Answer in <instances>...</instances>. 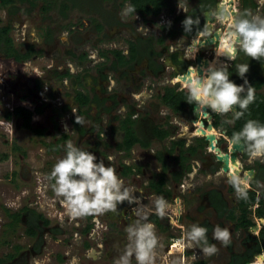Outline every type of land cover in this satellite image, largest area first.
Returning <instances> with one entry per match:
<instances>
[{"label": "flooded vegetation", "instance_id": "af4514ba", "mask_svg": "<svg viewBox=\"0 0 264 264\" xmlns=\"http://www.w3.org/2000/svg\"><path fill=\"white\" fill-rule=\"evenodd\" d=\"M187 1H189V3L182 6L185 8L183 16L196 21V23H193L191 26V30L184 31V20L175 24L172 20L169 22H163L161 19L156 21V17L151 19V21H146L145 31L142 34L136 32L135 35H131L133 41H138L139 44L141 43L140 60L132 65L118 69L111 64L112 62H109L110 60L107 62L104 56H97V60L93 61L90 58V52H88V57L90 59L89 63L91 61L94 63L88 64L90 71L85 75H82L83 72L81 69L78 72H69L75 76L80 73V80L76 79L75 76L61 77L66 71V68L57 70L53 66L48 67L49 69L46 71V75L42 76L44 81L52 83L57 82L58 86L70 84V91H60V93L62 94L61 97L63 96L67 102H70L68 105L71 106V109L72 107L74 108L71 112L63 114L65 116H55L53 108L56 106L61 107L63 103H56L57 105H54L53 97L56 91L52 89L51 93L53 95H47L50 91L47 86L40 89L37 95L27 97V99L32 102L36 101V106L48 103V125L38 124L32 125L31 128H24L22 125V118L15 115V107L10 108L9 103H6V95H0V119L5 121L8 119L12 120L11 123H14L17 119L21 120L19 126H16V129L20 130V136H23L24 132L28 134L29 138L33 136L37 138L36 140H28L25 142L23 139L18 141L13 139L17 136H15L14 127L12 131L7 127L0 126V172H2V169L4 170L2 164L4 160L8 158L10 166L7 170L9 169V178H13L14 192L19 193V196L24 194H30V196H32V199H30L28 203H22V199L21 204L16 205L13 211L10 208V210L8 208H0L1 217L4 219L11 218L9 225L15 221L12 217L15 215V218H18L16 224L21 220L25 222V234L28 227H34L35 236L39 239V237H41L40 230L47 225H51L48 227L49 235L55 237L64 233V231L52 225L51 219L49 218L51 215L58 216L65 212L66 220L71 223L73 222L75 226V237L81 240L85 236L84 239H86V242L84 243L83 253L86 257H90V251L88 249L91 248V246H86V243H92L91 240L94 241L93 243L96 245L95 250L99 253L98 260L110 257V253L114 250V257L107 264H115V261L121 255L126 251L132 250V237L128 234L130 238L129 241H123V238L125 237L128 226L135 222L141 224L152 223L155 226L158 244L154 250L155 256L153 264H170L171 258H168V254H172L173 250L180 249L185 245V234L190 231L193 224L208 229L206 234L208 245L214 244L216 248H218L219 244H217V240L213 238V229L219 226L222 229L227 228L229 230L230 239L227 243L222 242L225 247L227 264H241L243 259L247 257L251 259L264 249L262 246L264 227L259 230L257 236H253L248 231V227H243L239 231L235 230V223L231 221L233 220L230 214L231 212L228 211L231 207H234V210L238 209L240 211L238 207V195L243 194L245 191L254 192L255 195L254 203L248 205L247 210H251L252 205H254V213L257 212V209L264 208V157L253 158L247 149V145L244 143L245 146L243 151L235 154L236 161L229 162L230 176H228L226 171L222 170L220 161L216 159V153L209 149L208 143L204 138L205 135L202 136L201 132L200 134L197 133L198 127L194 124L195 122L198 124L200 120H203L204 129H206L208 125V118L203 117L200 106L196 111L193 110L194 115L189 114L191 118L185 119L186 121H184V123H187V132L191 133L190 137L192 139L189 143L184 140L183 148L193 144L196 135H201L200 137H203L206 143L202 150L196 149L193 154L185 151L183 155L186 156V161L184 165H182L181 158L178 157L182 148L177 145L175 149L173 148L174 150H171V153L168 152V149L172 148L171 136H169L170 139H168V137L162 141L153 138L154 145H152L153 143L150 140L152 137L151 128L149 129V126H146L151 122L146 114L147 111H140L141 109L133 105L134 103L129 102L128 97H133L136 100L137 96L135 95L139 94L140 97L143 95V89L137 87L139 83L134 84L131 81L129 86L124 87V94L116 91L119 90L117 88L119 79H123L125 81L124 84L129 81V73H134L137 77H144L149 83L152 81L151 79L156 76H170L172 73L173 76L171 79H174L175 77H180L181 75H179V73L184 72L188 65L193 62L195 65V59L198 55L204 57V59L201 60L202 62L212 58L216 50H219V47L215 49L216 45L214 42H208L200 46V48L197 46L198 50L196 49V52H193V41L196 39V34H205L209 25H212V32L215 33L214 35L216 38V35L222 37L229 30L228 20L231 18L245 17L252 19L251 14H253V18L259 17L264 19V0H223L219 8L218 2L220 0H218V2L216 1L210 8L202 9L199 12L193 10L195 4L198 6V0ZM233 3H236V7L234 6L237 8L236 11L232 5ZM249 3L255 4V7L249 6ZM174 9L175 11L180 9L179 3L175 5ZM234 12H236L235 16ZM140 17L142 18V16ZM221 17H224L225 19L223 21L227 22L223 23L220 19ZM156 28L157 31L160 32L156 37V41H159L158 39L163 37V41H159V49H153L156 41H152V38H149L150 34H148L150 30ZM172 29L177 30L175 33H172ZM91 31L92 30H89V33ZM183 40H185L183 44L185 51H180L178 50L177 43ZM203 40L204 39H201V41ZM93 41L95 42V40ZM172 45H174V47H172ZM189 46L190 49L187 52ZM125 48L128 54V46H125ZM152 52L153 54H151ZM184 52H187V54ZM96 55L98 54L96 53ZM173 55L176 56V60L172 57ZM220 56L222 57L223 63L217 66H227L230 79L234 83L241 85L244 83V79H246L249 85H251L255 80H260L262 84L257 91L259 92L262 89L264 86V58L252 60L241 51H238L237 58L234 60H230L227 55ZM111 60H113L112 56ZM240 63L249 65V71L245 74L243 79L238 76L237 65ZM139 65H141V71H137ZM76 67H78V65H76ZM108 72L111 73H109L111 76L107 74ZM112 73H115V77L113 78ZM93 76L97 78V81L92 83L95 87L94 91L98 94L100 100L91 102L87 109L84 108L86 112H82L77 108L74 102L76 89H79V82L81 80H87ZM155 79L156 78H154L156 84H153L150 88L153 94L158 88ZM171 79L168 80L170 81ZM179 82H181L182 86L187 87L186 82L182 80ZM163 87H161V89H163ZM87 88L89 89V85H87ZM43 94L45 96L41 97ZM35 96L40 97L41 100H35ZM90 96L93 98V95ZM70 98H73V100ZM126 104H131L132 107H126ZM128 111L130 113L129 117ZM208 111L212 112V114L210 115ZM197 113L199 114L198 116ZM171 114L173 115V112H171ZM216 114L219 113L207 108V115H210L213 119L210 122L214 128L213 122ZM6 115H9V117H6ZM65 118L66 122L64 123L63 119ZM128 118L133 122V131L140 139L148 141L150 143L149 146L143 147L140 143H136L128 150L120 148L119 145L124 142L122 140L124 131L121 126ZM73 119H77L78 123H73ZM184 123L182 122L181 125ZM220 128L223 134L219 129L215 128L219 133L214 130V135L216 136L214 145L220 149L221 153L230 154L228 148L229 142L226 139L228 136H226L225 129L221 126ZM40 130H42V132H39ZM206 132L208 133V131ZM176 134H179L178 136H180V134L183 135V133L176 131L172 137H175ZM223 135H225V137H223ZM230 138L232 139V135ZM68 142H72L82 150L91 152L97 157L98 161L102 160L106 166L116 168L117 175L124 182V187L131 190L132 195L136 198V202L129 203L128 201H124L122 204L117 205L115 211H107L100 215L71 216L65 209L63 197H58L55 194V181L50 178L53 166L58 160L64 158L66 154V144ZM167 142L168 145H166ZM23 143L25 148L23 147ZM7 147L10 148V156L6 154ZM36 149L37 152L43 151V155H41L42 157L40 159H42L41 161L44 165H40L38 168H35V165L33 166L34 162L38 160V157L33 155L30 158H25V155H28L27 152L30 150L35 151ZM199 151H201V153L203 152L204 155L200 154V156H198ZM34 154L36 155V151ZM160 154L163 160H165L162 161V163L157 158V155ZM170 155H172L173 160L170 158ZM46 157L47 159H45ZM110 157L111 159H109ZM148 157L151 158V160H148ZM24 158L26 160L29 159V166L23 162ZM235 163L237 164L239 179L233 177L232 174L231 165ZM194 164L198 165L199 169L205 167L206 171H203L205 173L203 175L207 177L222 174L231 180L226 179V183L220 188L209 183L202 185L200 184V179H198L197 171H191V168H194ZM250 171H252L251 175H249ZM161 179H163L162 183L160 182ZM233 179L237 180L235 181ZM253 181L255 184L252 183ZM158 182L160 184L157 186ZM258 185H261L260 189L257 188ZM42 195H50L48 199L51 204H46V209L51 208L50 212L44 213L45 210L40 209V205L38 206V204H40L39 196ZM157 198H163L166 201L167 208L163 216L157 213ZM3 204L4 206H8L5 202H3ZM171 210L175 211L174 215L169 214ZM40 214L44 219L38 218ZM240 214L241 211L238 213V219ZM248 214L251 215V213ZM45 219L47 223H44ZM262 219H264V217ZM86 227L89 228V232L83 233ZM26 236L33 238L31 235L26 234ZM181 241L182 244L180 243ZM188 243L191 245L190 247L184 246L182 253L181 251L180 253L178 252V264H211L219 255L218 250L211 255L205 253L203 249L207 245L203 242L195 243L189 241ZM222 243L220 244L222 245ZM38 244L37 241L34 245L29 246L27 250L32 253H38L41 250L35 248V245L38 246ZM117 250L120 252H117ZM64 252L66 255H70L69 252L65 250ZM181 254L184 255V259L187 261L186 263H184V259L180 260ZM130 264H137L135 254L130 257Z\"/></svg>", "mask_w": 264, "mask_h": 264}, {"label": "rangeland", "instance_id": "374dc122", "mask_svg": "<svg viewBox=\"0 0 264 264\" xmlns=\"http://www.w3.org/2000/svg\"><path fill=\"white\" fill-rule=\"evenodd\" d=\"M87 1L88 0L84 2V5H82V3L81 5H79V7L72 11L70 15V20L72 22L70 25V29L59 28L62 25H65L66 21L62 23L61 17L55 9L49 12H41L39 4L35 9L31 11V13L25 14V11L23 10L25 9L23 8L24 4H18L22 8L21 10H19L20 12L18 11L16 14L10 15L7 9L3 8L0 3V26L5 25L6 23L11 24V31L9 32V35L13 39V44L16 47H20L21 50H24L25 45L32 42L36 43L37 47L41 50L38 56H34L24 62H16L13 59H5L0 56V95H6V103H9V107L13 108L16 106H23L28 108L30 111H33L37 107H41V112L32 115L31 125H48V103L36 106V101L32 102L27 99V97L29 96L33 97L34 95H37L39 90L43 89V87L47 86L50 89L47 95H53L51 93L52 89L53 91H56V94L53 97V101L55 103L54 105H57L58 103H63V105L70 104V102H67V100H65L63 96L61 97L62 94L60 93V91H70V84L58 86L57 82H47L44 81V78L42 77L46 75V71L49 69L48 67L50 66H53L57 70H63L64 68H66V71L68 69L69 72H78L81 69L80 67H76L74 62L70 63L68 56L65 54V51H67V49H86L88 52H90V58L95 61L97 60V56H99L98 48L118 49L122 50V52L125 53L127 50L125 46H128V40H132L131 35H135L136 32H140L142 34L145 31L144 28L146 25L144 20H142V18L140 17L141 15L137 14L136 12L126 13L125 9L128 5H130L129 0H113V2L111 0H89L95 5L99 4V6H102L104 13L103 16L99 13H95L96 9L93 10V8L95 7L92 4H89L90 7L93 6L92 8H90L92 10L89 11L87 9ZM121 2L122 6H119V3ZM168 2L171 7H175V5H178L179 2L186 5L189 3V1L187 0H168ZM167 11V8H164L162 10V12ZM91 16L96 19L99 18V20L101 19L103 23L101 35L104 36L105 40L97 45H93V39L95 38L94 32L91 31L89 33L90 28L93 26L90 20ZM155 17L157 19L158 16ZM155 17H152V19H154ZM251 17L253 18V14H251ZM47 25L53 27L54 30H56V34L53 38V41L46 45V43L43 41V35L44 28ZM148 34H150L149 38H152V41H156V37L160 34V32L157 31L156 28L150 30ZM77 37H79L80 40H78ZM157 42L154 45L155 49H159L160 46V42ZM180 42L184 43L185 40ZM97 46L98 48H95ZM94 49L97 50L95 51ZM96 53L98 55H96ZM215 53L213 57L215 56ZM218 58L222 61L221 56H219ZM110 59L111 56L109 55L108 61ZM90 63L93 62L91 61ZM86 65L88 66V63ZM123 67L127 66H122V68ZM140 68L141 65L138 66L137 71H141ZM109 73L110 72H108L107 74L110 75L111 73ZM112 74V78L115 77V73ZM172 76L173 73L170 76L160 75L157 78L159 79L158 83L163 84L161 81L165 79H171ZM136 77L137 76L134 75V73H129V81L126 84H124L125 81L123 79H119L117 87L119 90L116 91H119V93L121 92V94H124V87L129 86L131 81L134 84L139 83V88L143 89V95H141V97L136 100L133 97H127L130 103H134L133 105H135L138 109H141L140 111H147L145 112L149 116L151 122H147L148 124L146 126H149L150 129L151 126L166 125L165 128L168 127V130L172 136L173 134H175L176 131L179 133H183L184 136L182 134H180V136H178L179 134H176L174 139H183L187 141V143H189L192 139L190 137L191 133L187 132V126H185L186 128H184V124L181 125L183 121H186L185 119L191 118L189 113L187 111H183V113L181 112L179 115H172L171 111L169 110L161 108L159 109L161 105L157 104V97L155 93H157V91L158 93H160L161 87H163V85L157 84V90L154 92L152 97H149L147 95L148 89H150L153 84H156L154 78H152V81H150L149 83L146 79H144V77ZM36 78L41 81L40 87L36 86ZM165 85L172 87L174 84L167 83ZM178 85V89L179 87L182 88V85ZM79 90L84 91V89L80 86ZM259 92L264 94V86ZM44 94L41 97H44ZM39 98L40 97H34L35 100H41V98ZM125 106L127 107L128 105L126 104ZM208 112L210 115L212 114V112ZM210 119L213 120L212 118ZM7 121L12 120L8 119ZM20 122L21 120L19 119L15 120L14 123L12 122L15 130V136L17 135L13 139H16L18 141L23 139L24 142L28 140H36V136L29 138L28 134L24 132L23 136H20V130L16 129V126H19ZM63 122H66V118L63 119ZM166 122L168 123L166 124ZM215 128L219 129L220 132L222 130L220 127ZM221 133L223 134V132ZM194 143H196L195 139L193 140V144ZM166 145H168V142L166 143ZM23 147L25 148L24 143ZM9 149L10 148L7 147V156H10L11 154ZM35 151L36 155L34 154ZM35 151L30 150L29 152H27L28 155H25V158H30L33 155L38 157V160L35 161L33 164V166H36L35 168H38L40 165H44L41 161L42 159H40L42 157L41 155H43V151L37 152V149ZM200 154H203V152L201 153V151H199L198 156H200ZM25 158L23 159V162L29 166L30 161H28L29 159L26 160ZM170 158L172 159V155H170ZM45 159H47V157ZM148 160H151V158L148 157ZM172 164L174 166L173 162ZM2 165L4 167V170L2 169V172H0V208H10L13 211L16 205L21 204L22 199V203H28L29 200L32 199V196H30V194H24L19 196V193L14 192L13 178H9V169L7 170V168L10 166L8 158L4 160V163ZM191 171H197L198 179H200V184L202 185L209 183L215 187L220 188L223 184L226 183V179L231 180L230 178L222 174L218 176L207 177L203 175L205 174L203 171H206V168L204 167L199 169L198 165L196 164H194V168H191ZM233 180L236 181L237 179ZM260 186L261 185H258L257 188L260 189ZM18 196L20 199L18 198ZM48 197H50V195H42L39 196L40 199L37 198L40 200V204H38V206L40 205L39 208L45 210L44 213L51 211V208L46 209V204H51V202H49ZM3 202H5L8 206H4ZM251 212L252 210H247V213ZM174 213L175 211L173 210L169 211V214L171 215H174ZM49 219H51L52 225H55V227H58V229L60 228L64 231V233L52 237L51 235H49L50 233L48 231V227L51 225H47L40 230L41 237H39L38 239L37 236H33V238L26 236L24 232V227L26 226L24 221L21 220L15 225V228H13L12 226H9L11 218L4 219L3 217H1L0 213V259L3 260L1 264H107L114 257L113 253L115 252L113 250L110 253V257H105L104 259L98 260L99 253L96 252L97 250H95L96 245L95 243H93V240H91L92 243L88 242V246H91V248L88 249L90 251V257H86L83 253L84 243L86 242V239H84L85 236L83 237V239H81L83 241H81L80 238L75 237V226L73 225V222L71 223L66 220V213L63 212L62 215L60 214L58 216L51 215ZM127 240H130V238L128 237V232L125 233V237L123 238V241ZM37 241L40 244L39 250L41 249L38 253H32L31 251L27 250L29 246L34 245L35 243H37ZM180 243L182 244V241ZM16 245H19V247L21 246L19 250L18 248L15 249ZM183 247L177 250H173L172 254H168V258H171L170 264H178V252L180 253V251L184 249ZM64 250L69 252L70 255H66ZM117 252L120 251L117 250ZM12 253L14 256L8 259V255ZM183 259L184 255L181 254L180 260Z\"/></svg>", "mask_w": 264, "mask_h": 264}, {"label": "clouds", "instance_id": "9594fccd", "mask_svg": "<svg viewBox=\"0 0 264 264\" xmlns=\"http://www.w3.org/2000/svg\"><path fill=\"white\" fill-rule=\"evenodd\" d=\"M222 2L223 0H220L218 4L221 5ZM179 5L180 9L176 11L174 9L172 14L162 12L158 15L156 21L164 15L169 16L167 22L183 16L185 8L182 6L184 4L179 2ZM232 5L236 7V3ZM236 10L237 8H235ZM125 11L126 13H135L136 9L134 6L128 5ZM220 19L223 21L225 18L221 17ZM225 22L227 21H223V23ZM193 23H196V21L186 17L183 21L184 31H190ZM211 27L212 25L207 27L205 34H196V39L193 41V52H196L198 42L204 37L205 39L208 37L215 38V33L212 32ZM228 28L229 30L222 37L219 36L214 39L215 49L219 47L220 54H226L230 60L237 58L238 51L243 52L245 56L250 57L252 60L264 58V19L259 17L252 19L245 17L231 18L228 20ZM183 44L182 42L177 43L178 50L185 51ZM189 49L190 46L187 48V52ZM126 52L123 53L127 54ZM187 52L184 53L187 54ZM237 69L238 76L243 79L249 71V65L240 63L237 65ZM186 82L189 101L201 107L210 108L219 114L229 113L234 106L238 105L242 111L235 112L236 119L243 116V110H247L255 99V90L246 79H244L243 84L237 85L230 79L227 66L218 67L213 62H210L200 73L194 66V62L188 65ZM178 84L181 86V82L175 81V85ZM245 92L246 95L242 96V93ZM165 109L169 110L167 107ZM210 121L208 120V123ZM0 126L13 131L11 121L0 119ZM200 136L196 135V137ZM230 137L228 136V138ZM232 142L234 144L244 142L253 158L264 157V124L252 119L246 121L243 128L233 134ZM50 178L55 181V194L58 197H63L64 206L73 217L100 215L107 211H115L117 205L122 204L124 201L136 202L131 190L124 187V182L117 175L116 168L106 166L102 160L98 161L94 154L82 150L72 142L66 144V154L53 166ZM166 208V201L163 198H157V213L163 216ZM126 231L132 237V250L121 255L115 261V264H130V257L133 254H135L137 264H153L154 250L158 244L155 226L152 223L141 224L135 222L129 225ZM207 232V228L193 224L190 231L185 234L186 243L184 246L190 247L189 241L203 242L207 245L203 251L209 255L214 254L217 248L214 244L208 245ZM213 238L227 242L230 239L229 230L216 226L213 229ZM252 264H264V252L256 255L252 260Z\"/></svg>", "mask_w": 264, "mask_h": 264}, {"label": "trees", "instance_id": "16d2710c", "mask_svg": "<svg viewBox=\"0 0 264 264\" xmlns=\"http://www.w3.org/2000/svg\"><path fill=\"white\" fill-rule=\"evenodd\" d=\"M86 0H0V3L2 5L3 8L7 9V11L9 12L10 15H14L16 14L19 10H21L22 8L18 5V4H24L25 9H23L25 12V14L31 13V11L33 9H35L39 4H40V9L41 12H49L52 10H57V13L59 14V16L61 17L62 23L66 21L65 25H62L61 29H70V25H71V20H70V15L72 13V11L74 9H76L77 7H79V5H84V2ZM102 1V0H101ZM107 1V0H106ZM113 2V0H111ZM217 0H198V6L195 4L193 7V10L195 12H199L202 9L205 8H210L211 6H213L216 3ZM88 2V10L91 11L93 6L96 9L95 13H99L100 15H104L103 13V9L102 6L99 4L95 5L93 2H90L89 0ZM130 5L134 6V8L136 9V13L141 15L144 22L147 21H151L152 17L158 16L162 13V10L164 8L168 9V13L172 14L174 7H171L168 0H129ZM89 4H92L93 6L90 7ZM249 6L255 7V4L253 3H249ZM119 6H122V2L119 3ZM86 7V6H85ZM20 12V11H19ZM151 18V19H150ZM185 19V16H180L178 18H175L173 23H177L180 22L182 20ZM90 20L92 22V27L90 28V30H92L94 32L95 38L93 40H95V42H93V45H97L100 44L102 41L105 40L104 36L101 35V30L103 29V23L102 20L100 21L99 18L96 19L94 17H90ZM177 29H172L171 32L175 33ZM11 31V24L10 23H6L5 25H1L0 26V56L2 58L5 59H13L16 62H24L34 56H38L41 52L40 48L37 47L36 43H28L27 45H25V49L21 50L20 47H16L13 44V39L11 38V36L9 35V32ZM56 34V30H54L53 27H51L50 25L45 26L44 28V35H43V41L46 43V45L48 43H50L51 41H53V38ZM78 38V37H77ZM78 40H80V38H78ZM159 41H163V37H160V39H158ZM158 41V42H159ZM157 42V41H156ZM157 42V43H158ZM140 45L138 41H132V40H128V54H124L122 52V50H118V49H105V48H98L99 50V56H104L107 59L108 62V57L109 55L113 57V60L110 59V61H112L111 64H113L114 66H116L118 69L122 68V66H129L134 64L135 62H138L140 59ZM151 48V47H150ZM65 54L68 56L69 60L71 62H74L76 65H78V67L81 68V71L83 72L82 75H85L88 71H89V66H87L86 64H89V57H88V51L85 49H80V50H76L75 48H70L67 51H65ZM174 57V59L176 60V56H172ZM61 75V74H60ZM79 74L72 75L71 73H69V71H65L62 76H75L76 79L80 80ZM36 86L40 87L41 86V81L36 78ZM77 84V83H76ZM262 84V81L260 80H255L251 86L254 88L255 90V99L254 102H252L247 110H243L244 114L242 117H240L239 119L235 118V112L231 111L229 113L226 114H216L215 115V119L213 122V125L215 127H222L223 129H225L226 135L227 136H231L233 132L237 133L239 132L244 124L246 123V121L252 119V120H256L261 124H264V94L261 92H258L257 89L260 88ZM79 86V85H78ZM178 85H173L171 86H164L163 90L165 93V96H161V93H155L156 97H157V101L159 105H162L163 103L165 104V106L171 111L173 112V114H180L181 112L183 113V111H187L190 115H194L193 114V107L194 105H196L195 103L189 101V91L186 89H181L179 90ZM184 88H187L185 86H182ZM188 89V88H187ZM76 96H75V102L78 105V109L82 112H86L84 110V107L89 106V104L93 101H98V97H94L91 98L89 96L88 93H84L82 90L76 89ZM245 93H242V96H245ZM129 107V105H128ZM41 107H37L36 109H34L33 111L29 110L26 107L23 106H16L15 107V115L17 117L22 118V125L24 128H31V120H32V115L33 114H37L38 112H41L42 110L40 109ZM86 108V109H87ZM71 109V106L68 104H64L61 107H54L53 108V112L55 116H62L65 112H67L68 110ZM237 111H242L239 106L237 105ZM236 111V112H237ZM130 113L128 111V117H129ZM6 117H9V115H6ZM230 122V123H229ZM73 123H78L77 119H73ZM132 121L128 118L126 122H123V125L121 126L122 130L124 131V137H123V144L121 143L119 146L120 148H124L126 150L130 149L132 147L133 144L136 143H140L141 146L145 147V146H149L150 143L148 141H143L142 139H140L138 137V135L133 131L134 127L132 125ZM168 122H166L167 124ZM165 126H154V130H153V135L154 138L156 140H164L165 138L169 137L171 135V133L168 130V127L165 128ZM39 132H42V130H40ZM196 140V143L189 145L186 148H183L184 145V140L183 139H179V140H175L172 142V148L168 149V152H172L171 150L174 148L175 146L179 145L182 149L180 151L179 154V158H181L182 161V165H184L185 163V159L186 156L183 155V153L185 151L193 154L195 153V150L200 149L202 150L204 147V144L206 143L205 139L203 137H195L194 138ZM173 149V150H174ZM158 160L161 161H165L163 160L162 155H157ZM164 163V162H163ZM163 179L160 180V182L162 183ZM253 184H255V182H252ZM160 183H157V186ZM160 187V186H159ZM159 190V189H158ZM255 201V195L254 192H248L245 191L243 194L238 195V207L241 211V214L239 216V223L242 227H248L249 225L252 224V220H250L248 218V213H247V206L253 204ZM233 213L234 211H231V216L232 219H234L233 217ZM257 216H264V208H259L257 209L256 212ZM14 218V222L11 223V225L13 228L16 225V220L18 218H15V215L12 216ZM38 218L40 219H44L42 217V215L40 214L38 216ZM44 223H47V220L45 219ZM89 232V228L86 227L83 231V233ZM26 234L27 235H31V237H35V233H34V227H28L26 229ZM1 243V242H0ZM39 245H35L36 249H39ZM86 246H88V244L86 243ZM18 248L19 250V245H16L15 249ZM14 255L9 254L8 255V259L12 258ZM250 257H247L245 259H243L241 261V264H245V262L247 260H249ZM3 262L2 259H0V264Z\"/></svg>", "mask_w": 264, "mask_h": 264}, {"label": "water", "instance_id": "95a60500", "mask_svg": "<svg viewBox=\"0 0 264 264\" xmlns=\"http://www.w3.org/2000/svg\"><path fill=\"white\" fill-rule=\"evenodd\" d=\"M219 4H218V8H219ZM206 15H207V13H206ZM209 19V18H208ZM215 36V35H214ZM214 39L215 38H213V37H208L207 39H204L203 41H199L198 42V47L200 48V46H203V45H205V44H207L208 42H210V43H212V42H214ZM216 39H217V37H216ZM204 59V57H202L201 55H198L197 57H196V59H195V67L197 68V71H198V73H200L201 72V69H199V66H200V63H201V60H203ZM187 70H188V67H187V69L184 71V72H181L179 75H181V77H185L186 78V73H187ZM183 89H186V90H188L187 88H184L183 87ZM198 105L196 104L195 106H194V109L193 110H197L198 109ZM202 109H203V111L204 112H202V115H203V117L205 118V117H207L208 118V120H211L210 118H211V116L210 115H207V107H202ZM232 111L233 112H236L237 111V106H234L233 107V109H232ZM199 114L197 113V116H198ZM200 123L204 126V123H203V120H200ZM207 126H211L212 127V124H211V122L210 123H208V125ZM234 134V133H233ZM233 134H232V137H233ZM202 135H204V134H202ZM204 138L206 139V141H207V143H208V146L211 148L212 147V149H214V151L215 152H217V154H216V159L218 160V161H220V163L222 164V170L223 171H227L228 170V162L230 161H235L236 160V153H239V152H242L243 151V149H244V142H241V143H239V144H234L233 142H232V139H231V147L229 148V151H230V154H228V153H221L220 152V149L218 148V147H216L215 145H214V143H213V139L215 138V136L214 135H211V134H206L205 136H204ZM252 174V171H250L249 172V175H251Z\"/></svg>", "mask_w": 264, "mask_h": 264}, {"label": "crops", "instance_id": "0c3cea01", "mask_svg": "<svg viewBox=\"0 0 264 264\" xmlns=\"http://www.w3.org/2000/svg\"><path fill=\"white\" fill-rule=\"evenodd\" d=\"M155 47H153V49H154ZM151 54H153V52L151 53ZM150 55V54H149ZM148 55V56H149ZM140 59V58H139ZM110 63L112 62V61H109ZM152 67V66H151ZM156 69V68H155ZM90 71V70H89ZM88 71V72H89ZM87 72V73H88ZM137 78V77H136ZM154 78H156L155 80L157 81V84L158 85H165V81H161L163 84H160V83H158V81H159V79H157L158 77L156 76V77H154ZM173 80H175V78L173 79ZM94 81H97V78L96 77H90L89 79H84V80H81L80 82H79V84H80V87H82L83 89H84V91H87L86 93H88L89 94V96L90 95H93V98L94 97H98V94H96L95 93V91H94V86H93V83L92 82H94ZM91 84V85H90ZM137 84V83H136ZM87 85H89V89L87 88ZM137 87H139V85L137 86ZM85 93V92H84ZM91 97V96H90ZM71 100H73V98H70ZM100 100V98L98 97V101ZM74 102H75V98H74ZM75 105H77V103L75 102ZM127 105H129V104H127ZM130 107H132L131 106V104L129 105V108ZM77 108H78V105H77ZM84 108H87V107H84ZM71 110H74V108L72 107V109H70V110H68L67 112H65V113H69V112H71ZM64 113V114H65ZM63 116H65V115H63ZM149 117V116H148ZM184 122V121H183ZM185 126H187V123L185 122L184 123V127ZM153 130H154V126H151V134H152V137L150 138V140L152 141V145H154V141L152 140L153 138H154V135H153ZM171 136V139H170V137L168 138V139H170L171 140V142H173V141H175L176 139H174L175 137H172V135H170ZM167 138H165V139H167ZM151 145V146H152ZM234 208V207H233ZM232 207L230 208V210H228V211H232V210H234ZM240 211L237 209H235L234 210V213H233V217H234V219L233 220H231V221H233L234 223H235V226H236V229L235 230H241L243 227L240 225V221L238 220V213H239ZM231 214V213H230ZM256 214V213H255ZM248 216V218H249V214L247 215ZM259 217H264V216H259ZM247 234V233H246ZM217 240V239H216ZM217 244H219L218 245V248H217V250H218V253H219V255H218V257L215 259V260H213L212 261V263L211 264H227V261H226V254H225V247H224V243H222V242H225V241H221V240H217ZM220 243H222V245L220 244ZM227 243V242H226ZM262 246L264 247V234H263V236H262ZM263 247H261V248H263ZM182 252V251H181ZM220 258V259H219ZM187 261L184 259V263H186Z\"/></svg>", "mask_w": 264, "mask_h": 264}, {"label": "built area", "instance_id": "2783aa9c", "mask_svg": "<svg viewBox=\"0 0 264 264\" xmlns=\"http://www.w3.org/2000/svg\"><path fill=\"white\" fill-rule=\"evenodd\" d=\"M177 13V12H176ZM169 16H165L164 15V17L162 16V18H161V20L163 21V22H167L169 19ZM204 39H205V37H204ZM163 81H165L164 83L165 84H167V83H171V84H174L175 85V80H173V79H171L170 81L169 80H167V79H165V80H163ZM163 86H165V85H163ZM183 88V87H182ZM182 88H180L179 87V90H181ZM160 93H161V96H165V93H164V90L163 89H161V91H160ZM152 94H153V91H152V89H148V96L149 97H152ZM135 96H137V99H139V94L138 95H135ZM140 106V105H139ZM161 109H165L166 108V106H165V104L163 103L162 105H161V107H160ZM165 110H167V109H165ZM194 124H196V127H198V124H197V122H195ZM203 136V135H202ZM223 137H225V135H223ZM227 140H228V142H229V147L228 148H230V146H231V140H230V138H226ZM209 149H210V147H209ZM213 152H215L214 150H213ZM216 154H217V152H215ZM230 162V161H229ZM228 162V170L226 171V174L228 175V176H230V173H229V171H230V169H229V166H230V163ZM240 163V162H239ZM251 210H252V212H251V215H249V219L250 220H252V224L251 225H249L248 226V231L253 235V236H257L258 235V233H259V230L262 228V227H264V219H262V218H260V217H257L256 215H255V213L253 212L254 211V205H252V207H251ZM170 240V239H169ZM171 244V243H170ZM261 252H264V249H262L261 251H260V253ZM260 253H257L256 255H258V254H260ZM256 255H254L253 256V258L256 256ZM253 258H251V259H249V260H247L246 262H245V264H252V260H253Z\"/></svg>", "mask_w": 264, "mask_h": 264}, {"label": "bare ground", "instance_id": "6f19581e", "mask_svg": "<svg viewBox=\"0 0 264 264\" xmlns=\"http://www.w3.org/2000/svg\"><path fill=\"white\" fill-rule=\"evenodd\" d=\"M227 14V13H226ZM232 14H233V12H232ZM228 15V14H227ZM216 37H218L217 35H216ZM220 55H226V54H220V52H219V50H216V53H215V56L213 57V58H211V59H208V60H205V61H201V63H200V66H199V69H203V68H206L207 67V65L210 63V62H213L216 66L217 65H219V64H221L222 63V61L218 58ZM222 58V57H221ZM180 80H182V81H184V82H186V78L184 77H175V81H177V82H179ZM187 83V82H186ZM200 107V106H199ZM198 107V108H199ZM201 110H202V112H204L203 111V109H202V107H201ZM212 128H214L213 126L211 127V126H206V129H204V126L200 123V121H199V123H198V130H197V133L198 134H200V132L202 133V134H204V135H206V134H211V135H214L215 134V131L214 130H216L215 128L214 129H212ZM208 131V133L206 132V131ZM196 132V131H195ZM201 134V135H202ZM215 136V135H214ZM215 138H216V136H215ZM215 138L213 139V143H214V141H215ZM210 150H214V149H212V147L210 148ZM236 161V160H235ZM235 161H233V162H235ZM232 162V161H231ZM231 170H232V174H233V177H235V178H238L239 179V176H238V172H237V164L235 163V164H233V165H231ZM241 181V180H240ZM264 221V220H263ZM173 245H175V244H173ZM180 247V246H179Z\"/></svg>", "mask_w": 264, "mask_h": 264}]
</instances>
